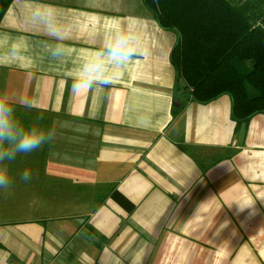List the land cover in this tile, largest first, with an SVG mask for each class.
<instances>
[{"label":"crops","instance_id":"crops-1","mask_svg":"<svg viewBox=\"0 0 264 264\" xmlns=\"http://www.w3.org/2000/svg\"><path fill=\"white\" fill-rule=\"evenodd\" d=\"M44 6L70 32L59 59L31 19ZM121 30L139 34V53L107 67V88L72 95L80 66ZM176 40L143 0L10 2L0 97L55 138L4 162L14 181L0 189V264H264V113L237 125L228 94L177 92ZM29 100L37 108L20 107Z\"/></svg>","mask_w":264,"mask_h":264},{"label":"trees","instance_id":"trees-1","mask_svg":"<svg viewBox=\"0 0 264 264\" xmlns=\"http://www.w3.org/2000/svg\"><path fill=\"white\" fill-rule=\"evenodd\" d=\"M11 1L0 0V19ZM143 3L161 27L177 33L170 52L177 92L200 103L228 94L237 125L264 113V0Z\"/></svg>","mask_w":264,"mask_h":264},{"label":"clouds","instance_id":"clouds-1","mask_svg":"<svg viewBox=\"0 0 264 264\" xmlns=\"http://www.w3.org/2000/svg\"><path fill=\"white\" fill-rule=\"evenodd\" d=\"M96 0H88V4L94 5ZM55 9L44 6L34 11L32 21L45 27L46 34L56 43L49 49L53 59L63 56L62 42L70 39V32L56 25ZM140 36L133 30H121L113 33L103 41L100 48L96 49L95 56L82 64L79 73L72 78L68 86L72 95H87L96 87L107 88L111 84L106 76L109 66L122 68L127 65L140 51ZM18 105L12 99L0 97V189L7 191L13 184L11 175L5 161H13L18 155L34 152L55 138L54 130H45L35 125L28 126L17 119ZM20 107L29 111L37 108L34 101H26ZM42 114L37 120H42ZM27 182L31 179V172L25 169L20 177Z\"/></svg>","mask_w":264,"mask_h":264},{"label":"rangeland","instance_id":"rangeland-1","mask_svg":"<svg viewBox=\"0 0 264 264\" xmlns=\"http://www.w3.org/2000/svg\"><path fill=\"white\" fill-rule=\"evenodd\" d=\"M20 111V110H19ZM24 113H26V112H24Z\"/></svg>","mask_w":264,"mask_h":264}]
</instances>
